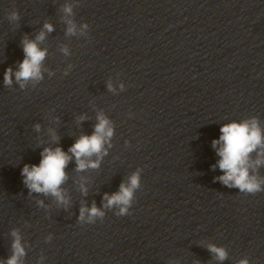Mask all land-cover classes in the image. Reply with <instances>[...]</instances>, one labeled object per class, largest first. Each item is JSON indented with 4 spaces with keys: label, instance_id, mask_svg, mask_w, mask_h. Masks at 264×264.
Returning a JSON list of instances; mask_svg holds the SVG:
<instances>
[{
    "label": "clouds",
    "instance_id": "9594fccd",
    "mask_svg": "<svg viewBox=\"0 0 264 264\" xmlns=\"http://www.w3.org/2000/svg\"><path fill=\"white\" fill-rule=\"evenodd\" d=\"M65 12L71 13V7H65ZM10 20H18V12L13 11L9 15ZM69 33H74L75 25L69 21ZM85 27H87L85 25ZM44 28L51 32L53 27L46 23ZM45 38V33H41L36 37V41H42ZM36 41L25 39L23 41V51L25 58L19 64V70L14 73L17 82H27L30 79H40V65L46 56V50H41ZM13 70L8 68L4 73V84L11 86ZM21 87L24 84L21 83ZM99 123L96 124L94 133L91 136L82 135L70 148L69 152L75 157L77 170L81 171L88 167L96 168L99 165V160L93 161L90 159L93 155L100 156L103 144L106 138H110L113 134L112 128L109 127V121L103 116L98 117ZM37 128L39 126L37 125ZM221 135L218 140H213V147L217 144L221 146L217 150L220 156L218 161L219 169L224 175L218 179L227 187L238 188L241 192L255 195L258 192L264 191L262 183L255 176L249 174V168L258 166L264 163V135H262L258 121L255 118L246 120L241 123L232 122L225 124L220 128ZM259 149V151H257ZM257 151V159L252 161L250 153ZM39 165L25 164L21 175L24 177V184L31 192L52 194L59 201L65 202L60 185L67 179L65 168L71 159L61 147L45 148L41 153ZM139 186L138 174H133L130 177V185L126 187L120 185V191L111 195L105 194L107 200L106 207L114 205H122L120 214L127 212L133 190ZM89 213V217L103 216L95 204L90 209L81 208L80 219L84 218L85 212ZM16 239L13 242V254L6 262L0 261V264H20V258L25 255L24 247L21 244L19 235L13 232ZM209 251L216 254L219 260L227 258V253L223 248L209 245ZM239 264H249L248 260L242 259Z\"/></svg>",
    "mask_w": 264,
    "mask_h": 264
}]
</instances>
